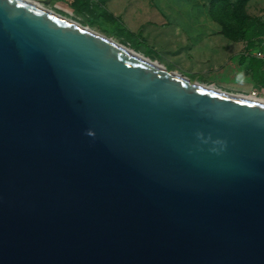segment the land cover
Listing matches in <instances>:
<instances>
[{
  "label": "water",
  "instance_id": "obj_1",
  "mask_svg": "<svg viewBox=\"0 0 264 264\" xmlns=\"http://www.w3.org/2000/svg\"><path fill=\"white\" fill-rule=\"evenodd\" d=\"M0 264H264V103L0 0Z\"/></svg>",
  "mask_w": 264,
  "mask_h": 264
},
{
  "label": "rangeland",
  "instance_id": "obj_2",
  "mask_svg": "<svg viewBox=\"0 0 264 264\" xmlns=\"http://www.w3.org/2000/svg\"><path fill=\"white\" fill-rule=\"evenodd\" d=\"M33 1L191 83L239 96L256 91L257 98L264 100V89L254 90L259 85L250 81L245 65L238 63L243 44L236 41L232 15L236 4L245 22L264 21V0ZM259 44L253 55L264 59V39Z\"/></svg>",
  "mask_w": 264,
  "mask_h": 264
},
{
  "label": "trees",
  "instance_id": "obj_3",
  "mask_svg": "<svg viewBox=\"0 0 264 264\" xmlns=\"http://www.w3.org/2000/svg\"><path fill=\"white\" fill-rule=\"evenodd\" d=\"M232 15L237 26L238 35L236 41H241L244 43L242 52L246 53L259 45L262 37H264V21H262L260 18H254L250 19L248 22H245L246 19L241 14L236 4L233 6ZM261 66V61L250 60L248 64V70L250 71L253 82H257L259 86H264V72H262L260 75L257 74L258 69Z\"/></svg>",
  "mask_w": 264,
  "mask_h": 264
},
{
  "label": "crops",
  "instance_id": "obj_4",
  "mask_svg": "<svg viewBox=\"0 0 264 264\" xmlns=\"http://www.w3.org/2000/svg\"><path fill=\"white\" fill-rule=\"evenodd\" d=\"M262 39H264V37H262ZM239 42H241V41H239ZM241 43L243 45H242V48H241V50H240V52L238 54V58H237L238 59V63L241 64V65H245L246 70L248 72V76L250 78V81L253 82V80L251 79L250 71L248 70V64H249L250 60H254V61L259 60V61L262 62V66L258 69L257 74L260 75L262 72H264V59L262 57L261 58L255 57V55H253V52H254L255 48H259V47H261V45L259 44L256 47L252 48L250 51H248L246 53H243L242 50H243V47H244V43L243 42H241ZM240 59H241V61H240ZM259 88H263L264 89V86H259L258 88H255L254 90L258 91Z\"/></svg>",
  "mask_w": 264,
  "mask_h": 264
},
{
  "label": "bare ground",
  "instance_id": "obj_5",
  "mask_svg": "<svg viewBox=\"0 0 264 264\" xmlns=\"http://www.w3.org/2000/svg\"><path fill=\"white\" fill-rule=\"evenodd\" d=\"M23 1H25V2H29V3H32V4H34V5H36V6H38V7H40V8H43V7H41V6H39L38 5V3L37 2H35V1H33V0H23ZM45 10H48V9H46V8H44ZM49 12H51V13H54V12H52V11H50V10H48ZM54 14H56V13H54ZM56 15H58V16H60V17H63V18H65V19H67V20H69V21H71V22H74L75 24H77V25H81V24H79V23H77V22H75V21H73V20H71V19H69V18H66V17H64V16H61V15H59V14H56ZM82 26V25H81ZM84 27H87V26H84ZM88 28V27H87ZM88 29H90V28H88ZM102 35V34H101ZM104 37H107V36H105L104 35ZM107 38H109V37H107ZM111 41H113V42H116L114 39H112V38H109ZM134 53V52H133ZM134 54H136V53H134ZM136 55H138V56H140L139 54H136ZM140 57H142V56H140ZM146 59V58H145ZM148 60V59H147ZM242 97H246V98H248V99H251V100H255V101H259V102H263L264 103V100L263 99H259V98H256V97H250V96H242Z\"/></svg>",
  "mask_w": 264,
  "mask_h": 264
},
{
  "label": "built area",
  "instance_id": "obj_6",
  "mask_svg": "<svg viewBox=\"0 0 264 264\" xmlns=\"http://www.w3.org/2000/svg\"><path fill=\"white\" fill-rule=\"evenodd\" d=\"M249 96L256 97V98L258 97L256 91H252Z\"/></svg>",
  "mask_w": 264,
  "mask_h": 264
},
{
  "label": "clouds",
  "instance_id": "obj_7",
  "mask_svg": "<svg viewBox=\"0 0 264 264\" xmlns=\"http://www.w3.org/2000/svg\"><path fill=\"white\" fill-rule=\"evenodd\" d=\"M89 135H93V133H88Z\"/></svg>",
  "mask_w": 264,
  "mask_h": 264
}]
</instances>
